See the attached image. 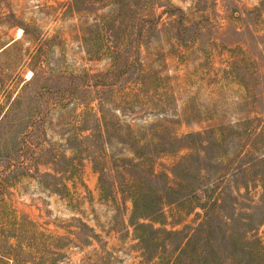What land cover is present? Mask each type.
<instances>
[{"label": "rangeland", "instance_id": "374dc122", "mask_svg": "<svg viewBox=\"0 0 264 264\" xmlns=\"http://www.w3.org/2000/svg\"><path fill=\"white\" fill-rule=\"evenodd\" d=\"M262 160L264 0H0V264H146L132 186L252 189ZM244 192L218 216L264 247Z\"/></svg>", "mask_w": 264, "mask_h": 264}, {"label": "trees", "instance_id": "16d2710c", "mask_svg": "<svg viewBox=\"0 0 264 264\" xmlns=\"http://www.w3.org/2000/svg\"><path fill=\"white\" fill-rule=\"evenodd\" d=\"M216 138L209 142V148L220 149L224 137L222 128L215 130ZM197 138L199 135H189ZM206 143V142H205ZM205 143L198 145V154L204 152ZM215 143H218L215 146ZM201 147V148H200ZM137 153V149L134 154ZM204 157L207 156L203 153ZM264 161V160H262ZM221 169V168H220ZM222 170V169H221ZM133 183L134 180H128ZM258 194L264 196V181L252 187L246 185L232 187L191 185L185 194L177 195L172 184L165 185L159 192L143 194L134 186L128 191L132 200L130 223L134 236L146 252V264H264V247L255 229L241 230L235 213L238 209L231 205L229 216L219 217L226 207L221 202L225 196L235 197ZM181 197V199H178ZM202 198H206L204 202ZM247 210V209H246ZM191 214L194 217L183 224ZM171 219L168 223L167 220ZM148 219L149 223L140 222ZM245 218H241L243 221ZM155 223L160 228H155ZM166 224L171 226L166 228ZM181 225V228L174 229ZM251 243L257 245L252 248ZM251 246V247H250ZM8 259L10 257L7 256Z\"/></svg>", "mask_w": 264, "mask_h": 264}]
</instances>
